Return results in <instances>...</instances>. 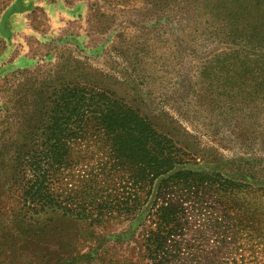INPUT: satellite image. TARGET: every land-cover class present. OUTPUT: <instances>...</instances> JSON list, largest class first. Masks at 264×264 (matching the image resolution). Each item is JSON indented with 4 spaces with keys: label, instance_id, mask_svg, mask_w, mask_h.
Wrapping results in <instances>:
<instances>
[{
    "label": "rangeland",
    "instance_id": "374dc122",
    "mask_svg": "<svg viewBox=\"0 0 264 264\" xmlns=\"http://www.w3.org/2000/svg\"><path fill=\"white\" fill-rule=\"evenodd\" d=\"M193 6L0 0V114L8 116L11 75L21 71L14 99L44 81L107 92L169 141L172 173H186L187 186L175 182L163 195L183 211L177 251L168 247L161 264H264V53L244 66L220 54L219 40L165 21ZM13 113L9 123L23 114ZM79 150L84 159L54 185L59 203L69 197L67 214L24 207L28 171L0 166V264H153L148 210L165 184L143 203L125 171L99 170L105 155L96 143Z\"/></svg>",
    "mask_w": 264,
    "mask_h": 264
},
{
    "label": "trees",
    "instance_id": "16d2710c",
    "mask_svg": "<svg viewBox=\"0 0 264 264\" xmlns=\"http://www.w3.org/2000/svg\"><path fill=\"white\" fill-rule=\"evenodd\" d=\"M184 1L195 5L191 11H197L199 16L189 20L186 16L192 12L185 10L177 21V16H170L166 22L184 25L183 33L200 32L206 39L219 40L223 46L220 54L225 53L244 66H249L246 60L251 56L264 53V0H218L216 4L213 1L217 0ZM26 74L21 71L11 75L17 86L6 103L4 113L8 116L0 114V166L29 173L20 193L24 207L36 212H72L71 207L63 205L69 197L62 204L58 202L54 185L63 179L66 170L84 159L79 148L93 142L105 155L99 170L106 174L125 171L135 187L134 195L145 194L143 203L151 196L156 182L159 181L158 187L165 184L156 192L148 210L155 228L149 232L145 249L153 264H161L168 247L176 253L175 238L181 234L183 209L180 204L164 201L163 195L175 182L187 185L182 177L186 173H172L178 160L169 141L158 135L137 111L104 91L69 83L32 82L28 96L14 99L19 78ZM17 110L23 113L21 119L9 123Z\"/></svg>",
    "mask_w": 264,
    "mask_h": 264
}]
</instances>
